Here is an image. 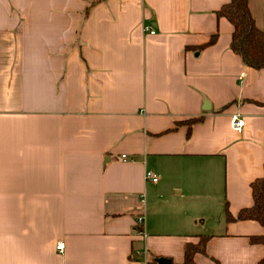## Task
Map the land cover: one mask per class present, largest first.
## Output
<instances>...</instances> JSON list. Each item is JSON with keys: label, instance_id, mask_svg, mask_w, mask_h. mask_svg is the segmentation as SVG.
Wrapping results in <instances>:
<instances>
[{"label": "crops", "instance_id": "obj_1", "mask_svg": "<svg viewBox=\"0 0 264 264\" xmlns=\"http://www.w3.org/2000/svg\"><path fill=\"white\" fill-rule=\"evenodd\" d=\"M95 1L0 0V264H183L202 236L194 264H258L264 229L225 214L264 174V71L230 48L229 0Z\"/></svg>", "mask_w": 264, "mask_h": 264}, {"label": "trees", "instance_id": "obj_2", "mask_svg": "<svg viewBox=\"0 0 264 264\" xmlns=\"http://www.w3.org/2000/svg\"><path fill=\"white\" fill-rule=\"evenodd\" d=\"M104 0H97L87 6L85 15H87L89 8L97 2ZM218 18H226L233 27L230 48L238 55L243 64L254 70L264 71V28L258 29L252 19L248 0H229L218 11H216ZM217 38V34L213 35L209 42L197 50H201L206 46L212 45ZM202 117H197L185 121L190 129L192 125L202 121ZM182 123H177L180 125ZM264 145V143H263ZM264 170V162H263ZM252 206L242 209L238 212L236 217H232L226 211V218L228 221H255L258 222L264 229V174L261 178L254 180L251 184ZM208 237L202 236L198 243H188L184 247L183 264H194L193 258L195 254L205 253V245ZM252 243L261 244L264 246V234L259 237H252ZM258 264H264V256Z\"/></svg>", "mask_w": 264, "mask_h": 264}, {"label": "built area", "instance_id": "obj_3", "mask_svg": "<svg viewBox=\"0 0 264 264\" xmlns=\"http://www.w3.org/2000/svg\"><path fill=\"white\" fill-rule=\"evenodd\" d=\"M145 31L148 32V33H150V34H153V30L150 29V28H148V27L145 28ZM230 126H231V128L233 129V131H235V132H237V133H241V132H242V129H243V126H244V123H243V121H242L241 119H239L237 116H233V117L231 118V121H230ZM121 158H122L123 160H125V156H122ZM145 179H146L147 181H151V182H153V183L157 182V178L154 177L151 173H146V174H145ZM140 224H141V217H139V218L137 219V222H136L135 227H137V229H138V227L140 226ZM56 250L59 251V252L63 250V245H62V243H59V244L56 245Z\"/></svg>", "mask_w": 264, "mask_h": 264}, {"label": "water", "instance_id": "obj_4", "mask_svg": "<svg viewBox=\"0 0 264 264\" xmlns=\"http://www.w3.org/2000/svg\"><path fill=\"white\" fill-rule=\"evenodd\" d=\"M159 264H169L168 261L161 260L159 261Z\"/></svg>", "mask_w": 264, "mask_h": 264}]
</instances>
